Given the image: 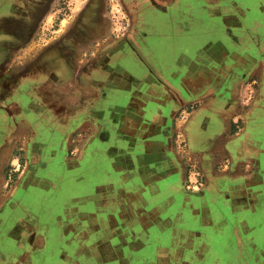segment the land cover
<instances>
[{
    "label": "crops",
    "instance_id": "obj_1",
    "mask_svg": "<svg viewBox=\"0 0 264 264\" xmlns=\"http://www.w3.org/2000/svg\"><path fill=\"white\" fill-rule=\"evenodd\" d=\"M76 23L58 42L97 47L54 55L55 79L0 55V211L18 152L56 156L22 190L64 202L29 210L31 249L60 232L91 235L93 264H264V0H77Z\"/></svg>",
    "mask_w": 264,
    "mask_h": 264
},
{
    "label": "rangeland",
    "instance_id": "obj_2",
    "mask_svg": "<svg viewBox=\"0 0 264 264\" xmlns=\"http://www.w3.org/2000/svg\"><path fill=\"white\" fill-rule=\"evenodd\" d=\"M76 1L77 0H0V18H5L11 13L28 14L30 11L28 8H36L33 12L34 18H36V20H40L41 23L38 27H36L37 34L39 36L38 44L44 49L45 46L48 47L51 44L56 43L57 40L63 38L70 32L74 21V3ZM41 2H43L41 9L44 7L45 9L47 8V10L37 9L39 6L38 4ZM114 14L118 17L121 16V18L123 17L124 19V15L121 12H114ZM3 29L4 27L0 30ZM111 30H113V27ZM115 33H118V31H115ZM0 38H6V36L4 35ZM88 46H91V48L87 51H94L97 47V43L94 44V46L93 44H88ZM81 47L86 48L87 45ZM22 118L23 116H20L19 120ZM25 140L28 141V139ZM31 141H33V139ZM32 156V161L27 160V156L26 158L21 154V152H18L15 156L17 165L9 166L5 170L8 190L11 191L12 200L5 205V208H3L2 211H0V264H23L24 259L29 256V251L27 252L26 245H29V242L34 240L33 236H35V238H43V234L39 236V233L41 232H36L30 235V231L28 233L25 231V228L28 226L27 223L29 219H34V217L28 218L29 210L32 212H42L43 215H48L53 214L55 211H61L62 206H64V202L62 201L63 197L59 200L60 194L58 196V194H55L56 191H53V189L46 190L45 188L42 192H39V190L36 189V193L30 195L31 202H28V197L30 196L24 197L25 199L28 198V200L23 203L24 198H22V190H24L23 186L25 185L23 180L27 175L30 174V178H32V186H37L35 183H38L39 181L48 185L47 182L49 180L53 181L55 178L53 171H42V173H40V171H38V166H41L42 169H44L46 168L44 166L50 165L53 169V166L56 163V156L44 155L40 159L37 155ZM39 193L45 195L46 199H44V197L42 200L34 198V196L39 195ZM29 194L30 193H28V195ZM47 197L51 200L47 199ZM23 210H25V212ZM41 223L43 227H47L48 225L47 223ZM91 240L92 236L88 234L74 235V245L80 246L79 249L81 252L78 257H74L76 260L74 264H93L92 259H90L91 257L89 256H93V252L97 249L94 245L89 246V244L92 243ZM129 241H131V239H129ZM129 245L130 248L136 250L140 249L142 243L135 244V242L133 243L131 241ZM100 254L102 253L100 252ZM100 254L95 253L94 257H98ZM106 257L107 256H105V258L101 257L100 259H107Z\"/></svg>",
    "mask_w": 264,
    "mask_h": 264
},
{
    "label": "flooded vegetation",
    "instance_id": "obj_3",
    "mask_svg": "<svg viewBox=\"0 0 264 264\" xmlns=\"http://www.w3.org/2000/svg\"><path fill=\"white\" fill-rule=\"evenodd\" d=\"M38 5L39 6L37 9L40 10L42 8L43 2L39 3ZM28 9L30 10L28 14L11 13L9 16H6L5 18H0V24L3 26L9 27L8 30H4V29L0 30L1 32L0 37H3L4 35L6 36V38H0V55H5L8 50H11L13 52H18L20 49L25 47V49H27L29 52L28 55L29 56L31 55L33 59L32 61L33 66H34L33 69L37 71L36 74L31 75L32 78H35V77L37 78L39 76L42 77L43 76L42 74L44 72V73H47L45 74L46 76L48 74H51L50 78L55 79L56 77H59L58 72H56L55 74V70L53 69L55 68V66H50L46 70L43 71V69L46 67L47 64H51L47 62L52 61V59L54 58V55L59 56L60 54L61 55L74 54V56L76 55L78 57L81 51L84 50V52H87V50H89L91 46H88V43L80 42V41H77L75 43H71L69 40L67 42H61V41L58 42L59 40L62 39L61 38L57 40L56 43H53L48 47L45 46V48L43 49L38 44L39 36L37 34L36 27H38V25H40L41 23H40V20H36V18H34L33 12L34 10H36V8L30 7ZM43 9L45 8L43 7ZM45 10H47V8ZM77 24L78 23L74 25V21H73L71 30L66 36H70L71 34L74 33L75 30L76 32L81 30L80 27H77ZM84 45H87V47L86 48L81 47ZM50 50H54L55 54L53 55L48 54ZM31 57H29L30 61L32 60ZM12 61L13 60H10L9 63H12ZM56 68H61V67H56ZM35 109L37 111H40L42 107L37 105L35 106ZM29 182L30 183L32 182V178H30V174L27 175L25 179L23 180V183L25 185H27ZM35 190L36 189H33L32 191H35ZM43 197L44 199H46L45 195H42V198ZM47 199H50V198L47 197ZM23 200H24L23 203H25L26 200L28 199L24 198ZM23 211L25 212V210ZM41 222L46 224L47 220L45 222L44 219H41ZM25 231H27V233L31 231V233L29 232V234L31 235L35 233V231L33 233V230L32 228H30L29 225L25 228ZM44 237L46 238L47 242H44L43 244L41 243L40 245H38L39 247H41L39 248V250L31 249L30 246L33 244L26 245L27 252L29 251V256L28 258L24 259L23 264H74V262H76L74 257H78V255L81 254L80 249H79L80 246L74 245V240H72L71 237L67 233L46 232V234H44ZM104 247L103 248L99 247L100 252L102 253L103 251L102 254H104L105 256H109V255L112 256V254L116 255L114 260L119 259V256L121 254L124 255L123 249H118L116 252V251H111L108 246L105 247V249ZM81 249H82V245H81ZM128 252L132 253L134 258L136 256L138 260L144 258L142 255H139L136 252H134L132 248H130ZM89 257H93V256H89Z\"/></svg>",
    "mask_w": 264,
    "mask_h": 264
},
{
    "label": "bare ground",
    "instance_id": "obj_4",
    "mask_svg": "<svg viewBox=\"0 0 264 264\" xmlns=\"http://www.w3.org/2000/svg\"><path fill=\"white\" fill-rule=\"evenodd\" d=\"M100 26V25H99ZM89 28V27H88ZM96 29V28H95ZM86 30V29H85ZM87 32V31H86ZM91 32H92V30H91ZM93 34V33H92Z\"/></svg>",
    "mask_w": 264,
    "mask_h": 264
}]
</instances>
